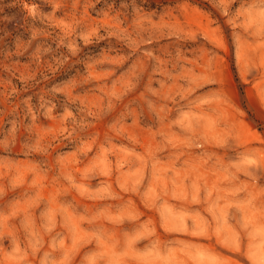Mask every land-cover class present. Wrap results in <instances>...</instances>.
I'll use <instances>...</instances> for the list:
<instances>
[{
    "label": "rangeland",
    "instance_id": "374dc122",
    "mask_svg": "<svg viewBox=\"0 0 264 264\" xmlns=\"http://www.w3.org/2000/svg\"><path fill=\"white\" fill-rule=\"evenodd\" d=\"M0 264H264V0H0Z\"/></svg>",
    "mask_w": 264,
    "mask_h": 264
}]
</instances>
